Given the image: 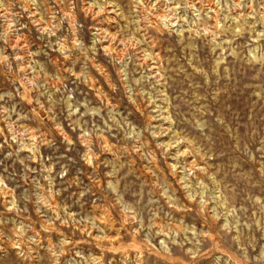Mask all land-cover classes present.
I'll return each instance as SVG.
<instances>
[{
    "label": "rangeland",
    "instance_id": "rangeland-1",
    "mask_svg": "<svg viewBox=\"0 0 264 264\" xmlns=\"http://www.w3.org/2000/svg\"><path fill=\"white\" fill-rule=\"evenodd\" d=\"M0 264H264V0H0Z\"/></svg>",
    "mask_w": 264,
    "mask_h": 264
}]
</instances>
